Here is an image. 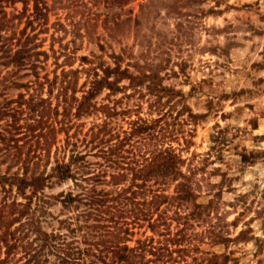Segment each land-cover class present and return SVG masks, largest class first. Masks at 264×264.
I'll list each match as a JSON object with an SVG mask.
<instances>
[{"label":"rangeland","instance_id":"374dc122","mask_svg":"<svg viewBox=\"0 0 264 264\" xmlns=\"http://www.w3.org/2000/svg\"><path fill=\"white\" fill-rule=\"evenodd\" d=\"M70 21L78 22L73 30ZM73 48L91 59L83 68L72 61L81 68L78 86L88 85L95 69L102 74L100 64H118L134 74L155 69L158 84L172 92L150 97L159 103L152 117L167 112L174 122L178 138L171 145L182 158L181 175L166 177L161 187L173 194L179 180L191 184L195 196L180 206L185 212L200 206L196 225L186 230L200 248L194 252L200 264H264V0H0V99L25 91L3 87L2 75L32 79L28 64L35 61L51 77L55 61ZM146 99L140 98L143 116ZM8 163L0 160V172Z\"/></svg>","mask_w":264,"mask_h":264},{"label":"trees","instance_id":"16d2710c","mask_svg":"<svg viewBox=\"0 0 264 264\" xmlns=\"http://www.w3.org/2000/svg\"><path fill=\"white\" fill-rule=\"evenodd\" d=\"M77 23L70 21L71 30ZM63 55L51 77L31 61L32 79L1 78L3 87L25 91L0 99V160H10L0 172V264H200V248L186 233L200 206H180L195 196L191 184L179 180L173 194L161 187L181 175L182 158L171 145L174 122L167 112L152 117L159 103L150 97L172 92L158 84L155 69L134 74L118 64H100L102 74L95 69L89 84L78 86L91 59L74 48ZM74 59L81 68L71 67ZM104 90L105 101H98ZM135 93L136 103L117 105ZM83 117H91L89 124ZM55 204L57 212L50 209Z\"/></svg>","mask_w":264,"mask_h":264}]
</instances>
